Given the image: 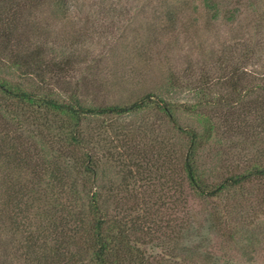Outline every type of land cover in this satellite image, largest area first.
Returning <instances> with one entry per match:
<instances>
[{
	"label": "trees",
	"instance_id": "1",
	"mask_svg": "<svg viewBox=\"0 0 264 264\" xmlns=\"http://www.w3.org/2000/svg\"><path fill=\"white\" fill-rule=\"evenodd\" d=\"M220 2L200 6L210 19L236 16ZM39 3L0 0V255L15 249L14 264H229L225 246L238 228L230 205L213 210L214 240L201 247L188 239L197 228L190 201L212 203L264 178L262 159L241 153L233 164L227 145L264 127V43L259 55L223 52L222 73L183 87L190 102L168 98L180 86L171 74L161 95L108 103L83 78L65 79L69 55L46 60L25 45L23 11Z\"/></svg>",
	"mask_w": 264,
	"mask_h": 264
},
{
	"label": "rangeland",
	"instance_id": "2",
	"mask_svg": "<svg viewBox=\"0 0 264 264\" xmlns=\"http://www.w3.org/2000/svg\"><path fill=\"white\" fill-rule=\"evenodd\" d=\"M220 1L223 8L235 9L236 16L210 19L202 11L201 0H41L23 11L28 24L21 22L19 32H25L26 46L45 50L46 60L69 55L73 64L65 79L74 82L83 78L108 103L135 100L149 91L161 95L163 83L172 74L180 86L168 98L179 104L192 101V92L183 88L190 81L204 73L212 77L222 73L218 60L223 52L237 57L249 47L255 55L262 54L264 1ZM166 5L173 7L174 22L166 18ZM253 63V68L262 64ZM138 118L123 120L133 123ZM179 121L195 124L184 114L179 115ZM247 128L251 133L247 138L235 134L227 141L233 164L246 153L249 159L264 162V127ZM204 161L206 168L213 165L206 157ZM236 204L238 208H234ZM225 205H230L235 217L228 219L238 221L233 241L225 246L229 264H264V178L232 189L212 203L192 199L189 212L197 228L188 229V239L201 247L207 246L209 238L214 240L212 214L218 216ZM183 214L177 213V223ZM179 237L185 242V237L178 236V241ZM241 246L246 249L240 250ZM7 251L0 255L2 264H14L18 257L15 249ZM201 264L222 263L204 260Z\"/></svg>",
	"mask_w": 264,
	"mask_h": 264
}]
</instances>
